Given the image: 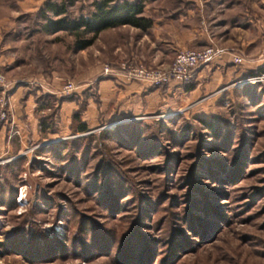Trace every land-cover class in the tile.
Instances as JSON below:
<instances>
[{
	"label": "rangeland",
	"instance_id": "1",
	"mask_svg": "<svg viewBox=\"0 0 264 264\" xmlns=\"http://www.w3.org/2000/svg\"><path fill=\"white\" fill-rule=\"evenodd\" d=\"M44 1L0 0V54L7 43L21 59L6 67L0 56L6 84L14 65L33 70L41 48L68 73L58 60L68 34L53 44L41 34ZM89 2L69 7L85 12ZM253 21L255 40L236 50L241 63L230 59L229 81L198 101L63 135L48 134L54 121L11 147L4 105L0 264H264V11ZM35 101L39 126L56 105L43 112Z\"/></svg>",
	"mask_w": 264,
	"mask_h": 264
},
{
	"label": "crops",
	"instance_id": "2",
	"mask_svg": "<svg viewBox=\"0 0 264 264\" xmlns=\"http://www.w3.org/2000/svg\"><path fill=\"white\" fill-rule=\"evenodd\" d=\"M263 11L264 0H144L142 12L152 21L150 27L141 29L130 23L111 26L98 31L89 45L79 50H63L58 60L65 64L68 73L56 64L54 53L50 55L41 48L42 56L39 55L32 71L21 70L16 64V69L8 73L9 128L17 131L7 141L9 147L16 143L23 145L29 138H40L35 113V98L40 93L56 98L57 130L48 132L49 135L71 131L72 110L81 102V120L88 129H95L120 116L137 117L156 111L158 106L194 102L213 94L218 85L232 76L234 64L227 55L214 56L194 68L189 87L187 81L154 84L146 79L126 77L117 63L131 59L149 65H168L176 49L198 48L213 42L233 50L243 49L255 40L249 38L247 28L256 27L253 18L262 16ZM41 34L53 44V32ZM5 49L0 56L6 67L14 64L15 58L17 63L21 61L20 55L8 54L7 43ZM104 64L112 70L104 72ZM69 78L77 86L69 94H62L59 88ZM46 108L42 106L40 111ZM1 127L0 134L4 133Z\"/></svg>",
	"mask_w": 264,
	"mask_h": 264
},
{
	"label": "trees",
	"instance_id": "3",
	"mask_svg": "<svg viewBox=\"0 0 264 264\" xmlns=\"http://www.w3.org/2000/svg\"><path fill=\"white\" fill-rule=\"evenodd\" d=\"M73 1L45 0L37 10L43 20L39 26L41 31L44 33L53 32L51 39L54 40H59L63 34H68L69 40H67L66 46L71 50H79L92 43L101 29L125 23H130L141 29H147L152 23L150 18L142 12L144 0H90L89 5L91 8L79 13H74L70 9L69 5ZM258 71H264V64L258 66ZM190 79L186 80V83H188L186 86L188 87L192 84ZM36 98L39 101L38 107H48L50 101H55L56 99L49 94L42 93L36 95ZM82 107L83 103L81 102L76 109L72 110L69 126L73 131L83 132L89 130L80 117ZM53 116L52 113L41 115L39 128L43 131L54 129ZM90 132L87 131V133ZM65 147L66 145L62 143L61 148ZM57 155H59V152H57ZM17 160H20V157L15 159V161ZM13 190L15 194L16 187ZM14 194H12L13 200ZM24 238L22 237L21 240L23 241ZM32 242H36L33 235L25 238V244L31 245Z\"/></svg>",
	"mask_w": 264,
	"mask_h": 264
},
{
	"label": "built area",
	"instance_id": "4",
	"mask_svg": "<svg viewBox=\"0 0 264 264\" xmlns=\"http://www.w3.org/2000/svg\"><path fill=\"white\" fill-rule=\"evenodd\" d=\"M227 55L233 62L241 63L243 60L242 54L236 50L230 48H224L218 46L216 43H209L198 48L184 47L178 48L174 52V55L168 65H162L157 63L156 65H149L142 60L122 59L117 63L118 69L126 76L133 79H146L150 82L167 83L171 80H179L186 82L190 79L191 73L194 68L199 66L202 62H205L214 56ZM103 71H111L112 68L107 64H104ZM0 85L6 86V77L2 71H0ZM77 84L71 78L65 79L62 82L59 90L62 94H69L76 88ZM0 116H6L4 105H8V99H0ZM21 193H18L16 200L21 199Z\"/></svg>",
	"mask_w": 264,
	"mask_h": 264
}]
</instances>
